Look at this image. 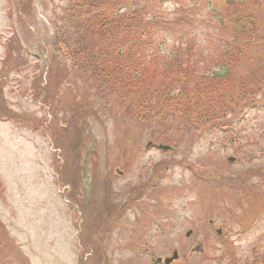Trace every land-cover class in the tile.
<instances>
[{
	"label": "rangeland",
	"instance_id": "rangeland-1",
	"mask_svg": "<svg viewBox=\"0 0 264 264\" xmlns=\"http://www.w3.org/2000/svg\"><path fill=\"white\" fill-rule=\"evenodd\" d=\"M244 1L261 28L247 57L261 58L264 0ZM155 2L165 50L188 28L196 52L216 55L223 0ZM66 4L0 0V225L27 264H156L174 251L173 264H264V91L166 142L53 50Z\"/></svg>",
	"mask_w": 264,
	"mask_h": 264
},
{
	"label": "trees",
	"instance_id": "trees-1",
	"mask_svg": "<svg viewBox=\"0 0 264 264\" xmlns=\"http://www.w3.org/2000/svg\"><path fill=\"white\" fill-rule=\"evenodd\" d=\"M155 1L67 0V27L52 47L97 93L114 97L125 115L171 143L185 128L219 126L264 91V57H247L261 28L244 0H223L216 55L196 52L188 28L185 41L165 50L170 22ZM243 60H254V69L240 71ZM0 264H27L1 225Z\"/></svg>",
	"mask_w": 264,
	"mask_h": 264
},
{
	"label": "water",
	"instance_id": "water-1",
	"mask_svg": "<svg viewBox=\"0 0 264 264\" xmlns=\"http://www.w3.org/2000/svg\"><path fill=\"white\" fill-rule=\"evenodd\" d=\"M159 149H161V150H168V147L160 145V146H159ZM229 161L232 162L233 160L230 159ZM219 233H220V231H217V234H219ZM189 235H190V232H188L186 236H189ZM176 259H177V253L174 252L173 255H172V257H171V258H168V259H165V260L163 261V263H164V264H169V263H171L172 261H174V260H176ZM160 261H161V260H158V262H160Z\"/></svg>",
	"mask_w": 264,
	"mask_h": 264
}]
</instances>
